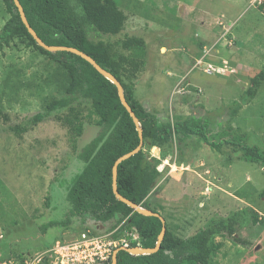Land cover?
<instances>
[{"label": "rangeland", "instance_id": "1", "mask_svg": "<svg viewBox=\"0 0 264 264\" xmlns=\"http://www.w3.org/2000/svg\"><path fill=\"white\" fill-rule=\"evenodd\" d=\"M115 1L127 16L124 31L91 38L109 44L116 59L141 63L132 80L140 104L163 121L201 118L216 143L264 149V80L255 97L246 95L264 70V7L253 0ZM9 19L0 0V31ZM128 38L143 46L124 49ZM56 71L19 40L0 52V260L42 252L83 227L48 224L65 219L68 190L85 168L77 155L100 128L87 124L77 151L55 121L20 137L7 130L64 95ZM145 151L160 172L148 200L172 233L187 239L226 221L236 233L215 237L221 247L210 264H264L263 164L245 161L230 145L217 151L196 136L164 145L148 141Z\"/></svg>", "mask_w": 264, "mask_h": 264}, {"label": "trees", "instance_id": "2", "mask_svg": "<svg viewBox=\"0 0 264 264\" xmlns=\"http://www.w3.org/2000/svg\"><path fill=\"white\" fill-rule=\"evenodd\" d=\"M2 1L10 19L0 31V52L15 40L39 52L57 65L55 77L64 93L23 122L9 125L8 132L20 137L41 123L55 121L67 129L69 142L77 151L85 126L95 124L100 128L98 135L77 155L85 168L68 190L70 208L65 219L50 222L48 228H69L74 222L108 231L121 226L116 236L129 231L139 236L144 249L156 248L163 229L160 218L136 212L120 201L114 191L116 162L141 145L138 128L123 106L117 86L81 56L67 51L50 52L41 47L23 23L14 0ZM19 1L29 24L44 44L85 53L122 84L124 96L139 120L144 142L137 154L118 165L116 184L122 197L143 210L159 213L151 208L148 200L160 176L158 165L149 162L145 151L148 141L164 145L173 141L183 143L196 136L217 151L230 145L235 152L242 153L245 161L264 165V149L231 141L216 143L209 136L208 122L201 118L191 116L173 123L163 121L135 99L132 80L140 71L141 63L125 56L116 59L109 44L91 38L92 33L117 36L124 31L127 16L115 0ZM142 46L143 42L137 38H128L123 45L126 50ZM263 80L264 70L252 79V87L246 95L255 97ZM86 108L89 114L85 115ZM254 220H259L257 214ZM166 226V235L157 252L131 255L120 250L117 264H210L221 247V244H213L215 237L224 231L231 235L236 233L233 224L221 221L182 239L168 229L167 223Z\"/></svg>", "mask_w": 264, "mask_h": 264}, {"label": "built area", "instance_id": "3", "mask_svg": "<svg viewBox=\"0 0 264 264\" xmlns=\"http://www.w3.org/2000/svg\"><path fill=\"white\" fill-rule=\"evenodd\" d=\"M263 4L264 0L252 2L253 6ZM120 228L106 231L90 225L83 226L78 228L80 231L73 233L75 237L71 240H66L64 236L42 252L25 255L20 260L3 259L0 264H113L116 250L143 249L141 239L135 233L131 237L116 236Z\"/></svg>", "mask_w": 264, "mask_h": 264}, {"label": "water", "instance_id": "4", "mask_svg": "<svg viewBox=\"0 0 264 264\" xmlns=\"http://www.w3.org/2000/svg\"><path fill=\"white\" fill-rule=\"evenodd\" d=\"M16 6L18 7L19 9V12H20V15H21V18H22V21L23 23L26 25L28 31L30 32V34L35 38V40L38 42V44L43 47L44 49H46L47 51H50V52H56V51H67V52H71V53H74L76 55H79L81 56L82 58H84L85 60H87L90 64H92L95 69L101 73L103 76H105L109 81H111L113 84H115L118 88V94H119V97H120V100L123 104V106L126 108V110L130 113L131 117L133 118L137 128H138V131H139V134H140V138H141V145L134 151H132L131 153H128L126 154L125 156H123L119 161L116 162L115 166H114V171H113V174H114V191H115V194L117 196V198L122 201L123 203L129 205L131 208H133L136 212L140 213V214H143L145 216H154V217H158L160 218L161 222L163 223V229H162V232L159 236V240H158V243H157V246L156 248L154 249H142V250H136V249H126L125 251H127L128 253H130L131 255H149V254H152V253H155L157 252L160 247H161V243L162 241L164 240V237L166 235V232H167V226H166V220L163 216H161V214L159 213H155L151 210H143L139 205L137 204H134L132 203L131 201L127 200L126 198L122 197L118 191H117V184H116V179H117V170H118V165L122 162V161H125L127 159H129L130 157L134 156L135 154H137L144 142H143V131L142 129L140 128V124H139V120L135 117V114L133 112V109L130 107V105L128 104L125 96H124V93H123V87H122V84L112 75L110 74L109 72H107L106 70H104L99 64H97V62L92 59L91 57H89L88 55H86L85 53L75 49V48H68V47H57V46H47L46 44H44V42L38 37V35L36 34V32L33 30V28L31 27V25L29 24L27 18H26V15H25V12H24V9L20 3L19 0H14ZM259 249V247L257 248ZM120 250H116L114 255H113V264H117V254Z\"/></svg>", "mask_w": 264, "mask_h": 264}, {"label": "crops", "instance_id": "5", "mask_svg": "<svg viewBox=\"0 0 264 264\" xmlns=\"http://www.w3.org/2000/svg\"><path fill=\"white\" fill-rule=\"evenodd\" d=\"M253 1H254V0H253ZM253 1H252V2H253ZM262 6H263V5H261V6L259 5V6H257V7H262Z\"/></svg>", "mask_w": 264, "mask_h": 264}]
</instances>
